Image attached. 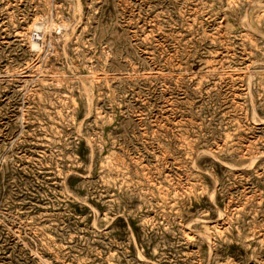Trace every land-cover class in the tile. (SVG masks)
<instances>
[{
  "label": "rangeland",
  "instance_id": "1",
  "mask_svg": "<svg viewBox=\"0 0 264 264\" xmlns=\"http://www.w3.org/2000/svg\"><path fill=\"white\" fill-rule=\"evenodd\" d=\"M0 264H264V0H0Z\"/></svg>",
  "mask_w": 264,
  "mask_h": 264
}]
</instances>
